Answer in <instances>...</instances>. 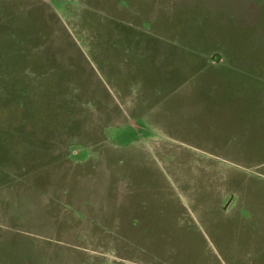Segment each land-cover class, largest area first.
Masks as SVG:
<instances>
[{"label": "rangeland", "instance_id": "374dc122", "mask_svg": "<svg viewBox=\"0 0 264 264\" xmlns=\"http://www.w3.org/2000/svg\"><path fill=\"white\" fill-rule=\"evenodd\" d=\"M0 264H264V0H0Z\"/></svg>", "mask_w": 264, "mask_h": 264}, {"label": "crops", "instance_id": "0c3cea01", "mask_svg": "<svg viewBox=\"0 0 264 264\" xmlns=\"http://www.w3.org/2000/svg\"><path fill=\"white\" fill-rule=\"evenodd\" d=\"M95 177H97L98 178V180H101L102 182H103V190H105L106 189V185H107V183H108V179H109V177L105 174V172L104 171H99V173L95 176ZM94 177V180L96 179ZM89 185H91V182L89 183ZM94 188V187H93ZM8 193V192H7ZM21 197H26V199L27 198H29L30 200L29 201H32L33 203H36V202H40V201H33V197L35 198V197H37V199H40V197L38 196V195H36V194H30V193H24V194H19ZM41 200V199H40ZM25 202H27V201H25ZM22 206H25L24 204L22 205ZM27 206L28 207H33L29 202L27 203ZM27 207V208H28ZM23 208V207H22ZM32 210V209H31ZM13 213H14V211H13ZM11 215V214H10ZM20 219H23V216H22V214L20 215V216H18ZM36 220L34 219L33 220V225H35L36 223ZM51 231V230H50ZM50 235H51V233H50Z\"/></svg>", "mask_w": 264, "mask_h": 264}]
</instances>
